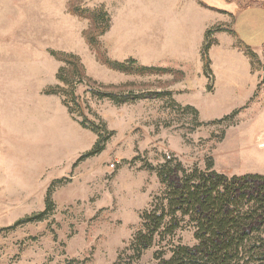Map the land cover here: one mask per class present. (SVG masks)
<instances>
[{
  "label": "rangeland",
  "instance_id": "rangeland-1",
  "mask_svg": "<svg viewBox=\"0 0 264 264\" xmlns=\"http://www.w3.org/2000/svg\"><path fill=\"white\" fill-rule=\"evenodd\" d=\"M209 164L264 177V0H0V264L168 260L140 217Z\"/></svg>",
  "mask_w": 264,
  "mask_h": 264
},
{
  "label": "trees",
  "instance_id": "trees-1",
  "mask_svg": "<svg viewBox=\"0 0 264 264\" xmlns=\"http://www.w3.org/2000/svg\"><path fill=\"white\" fill-rule=\"evenodd\" d=\"M97 17H92L96 19ZM214 30L205 33V42ZM204 47L202 58L208 68ZM181 174V175H179ZM164 197L152 210L142 213L141 228L132 246L137 257L148 249L156 235L172 234L179 228L177 216L189 217L197 245L180 246L168 260L158 264H264V177L247 174L228 177L213 170L187 173L173 167L160 174Z\"/></svg>",
  "mask_w": 264,
  "mask_h": 264
},
{
  "label": "crops",
  "instance_id": "crops-1",
  "mask_svg": "<svg viewBox=\"0 0 264 264\" xmlns=\"http://www.w3.org/2000/svg\"><path fill=\"white\" fill-rule=\"evenodd\" d=\"M249 47V46H248ZM250 48V47H249ZM190 60H194V62L196 63L197 62V58L196 57H193V58H191ZM198 63H199V66H200V71H201V67H202V65H201V60H198ZM170 67V66H169ZM172 68V67H171Z\"/></svg>",
  "mask_w": 264,
  "mask_h": 264
}]
</instances>
